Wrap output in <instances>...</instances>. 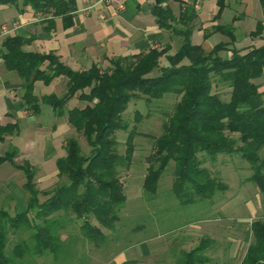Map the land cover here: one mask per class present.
<instances>
[{
    "label": "trees",
    "instance_id": "16d2710c",
    "mask_svg": "<svg viewBox=\"0 0 264 264\" xmlns=\"http://www.w3.org/2000/svg\"><path fill=\"white\" fill-rule=\"evenodd\" d=\"M223 2L218 0L216 17L221 14ZM259 2L264 15V0ZM18 4L44 17H60L64 26L70 25L71 14L76 10L75 0H0V6ZM153 11L159 26L169 28L170 14L157 7ZM193 19L189 7L176 19L183 26L173 29L182 38L176 53L168 55L167 47L148 49L111 59L107 68L93 64L76 71L52 52L24 51L27 40L19 36L3 40L1 58L6 69L22 82L23 107L31 115H38L41 106H48L55 118H66L89 149L84 154L77 137L65 139V154L56 159L55 166L56 177H65L66 183L51 191L37 189L36 169L27 160L16 162L17 148L10 147L0 154V166L7 163L22 173L25 195V208L14 216L0 209V264H21L29 254L51 253L56 260L71 237L66 234L61 238L67 230L76 229L82 246L90 243L98 247L109 240V233L119 222L120 207L126 201L121 174L133 164L134 140L138 135L136 127H130L122 117L132 101L144 100L149 104L166 95L178 97L162 124V132L153 138L151 151L144 158V193L154 196L162 174L173 164L171 191L180 204L210 199L223 184L203 165L215 162L221 154H237L247 162L252 172L249 180L264 193V91L255 82L264 75V41L257 46L236 48L232 25L216 26L213 31L226 36L229 42L218 43L207 51L190 42ZM263 30V23L258 21L250 36L259 37ZM224 53L229 56L224 57ZM162 57L167 66L160 64ZM58 78L65 79L61 96L34 95L36 82L48 86ZM219 84L228 87L227 100L213 92ZM72 99L82 107L68 109ZM140 118L136 111L134 121ZM18 131L17 123L0 126V143ZM120 132L126 133L122 152L118 149ZM40 195L47 198L40 201ZM250 230L253 240L239 264H264V220L253 221ZM27 231L28 241L19 238L7 254L8 234ZM179 241L183 240L177 237L171 241L173 247L168 254L173 264L210 262L206 255L211 244L208 238L177 253Z\"/></svg>",
    "mask_w": 264,
    "mask_h": 264
},
{
    "label": "crops",
    "instance_id": "0c3cea01",
    "mask_svg": "<svg viewBox=\"0 0 264 264\" xmlns=\"http://www.w3.org/2000/svg\"><path fill=\"white\" fill-rule=\"evenodd\" d=\"M117 1L123 4L122 9L101 0H75L76 10L71 14L70 25L67 26H64V21L60 17H44V15L34 13L29 7H22L21 4L0 6V126L15 123L19 125L18 133L6 136L0 144L8 142L10 147L18 149L20 158H24L32 165L34 164V153L38 148L41 151L40 156L46 157L44 163L39 167L40 170L45 166H52L53 171L46 177L48 180L56 177L57 174L56 166L53 167V161L55 162L65 154L63 148L59 150L54 144V141L59 137L56 132L61 129L66 131L71 129L74 131V129L68 124L66 118H55L48 106H41L38 115H31L23 107L22 82L14 72L6 69L1 58L4 51L2 42L6 37L19 36L27 40L23 47L24 51L42 54L52 52L63 64L77 71L88 69L93 64L107 68L111 59L137 54L153 48L160 50L167 47L168 55L176 53L182 44V38L173 29L183 28L176 22V19L188 7L194 13L190 42L194 45H202L207 51L218 43L229 42L226 36L213 31L216 26L232 25L236 39L234 44H239L243 42L245 36L253 38L250 33L255 29L258 21L264 25V15L259 0H224L219 17H216L219 10L218 0H159L160 3L157 4L150 3L148 0ZM154 7L170 14L172 19L167 20L169 28L159 26L158 16L153 11ZM3 25L12 29L10 34H1ZM13 25L16 27L13 28ZM253 39H256V43L264 41L263 34ZM228 56L229 53H224V57ZM162 58L164 63H161ZM162 58L160 64L167 66V61L164 57ZM55 80L57 81L52 88H49V85L46 86L49 90H44V87H41L42 83L36 82L33 90L34 95L53 93L61 96L64 93L65 79ZM67 107L68 109L79 108L82 107V104L78 100L72 99L68 102ZM53 128H56V131L51 133L50 130ZM50 140H52L51 143ZM12 141L15 142L12 143ZM46 149H50V151L47 150L45 154L44 150ZM246 166L248 172H251L248 163ZM145 168L144 164H132L129 168L130 173H143L137 177L140 179L139 191L142 190ZM251 174L249 173L248 178L243 179L244 185L252 183L249 180ZM128 186L136 187L131 183ZM127 198L126 195V201ZM229 198L228 202L232 201V206H226V210L222 208V212H226L230 208L235 209L245 202L241 196L240 198L233 196ZM197 222L186 223L188 226L179 237L183 241L178 242L177 253L190 250L185 246L187 240L202 236L199 235ZM165 235L159 233L124 247L113 258V262L115 264H130L140 258L151 259L163 254L169 255L173 262L171 254H168L173 245Z\"/></svg>",
    "mask_w": 264,
    "mask_h": 264
},
{
    "label": "rangeland",
    "instance_id": "374dc122",
    "mask_svg": "<svg viewBox=\"0 0 264 264\" xmlns=\"http://www.w3.org/2000/svg\"><path fill=\"white\" fill-rule=\"evenodd\" d=\"M262 34L264 37V30ZM262 42L256 43V39L245 36L243 42L233 44V46L247 48L260 45ZM161 63H164L163 58ZM56 81L54 80L48 87L52 88ZM255 82L260 84V90L264 91V75ZM41 87H44V90H49L43 84ZM213 92H218L224 100L229 97L228 87L222 84L214 86ZM177 100L178 97L175 95H166L163 99L151 101L149 104L144 100L129 103L122 117L130 127L134 125L138 132L134 140V165H146L144 158L151 151L152 140L162 132V124L171 113ZM136 111L141 115L138 122L134 121ZM55 131L56 128L50 130L51 133ZM56 134L59 135L58 140L54 141L57 149L63 148L65 139L74 136L78 138L82 152L84 154L88 152L89 148L83 136L72 129L68 131L61 129ZM117 136L121 143L118 149L122 152L126 133L120 132ZM14 142L12 141V143ZM51 142L52 140H50ZM9 148L8 142L0 144L1 153H5ZM47 150L50 151V149L44 150L45 154ZM40 154L41 151L37 148L33 159L37 189L51 191L57 185L66 183L65 177H52L50 180L46 178L53 170L52 166H45L40 170V165L46 160V157H42ZM23 160L24 158L18 156L16 162L21 163ZM54 163L53 161V167H55ZM246 164L247 162L237 154H221L217 156L215 162H206L203 167L223 184V188L216 191L210 199L198 200L190 205L180 204L171 191L173 164H170L162 174L154 196H150L142 190L139 191L140 179L137 177L143 174L142 172H124L121 174V180L125 184L124 192L128 198L120 207L119 222L116 224L113 234L109 233L108 241L98 247L90 243H84L82 246L80 240L78 241L79 236L76 229L67 230L62 232L61 238L64 239L66 234H70L71 237L65 243V247L58 252L56 260L51 253H44L41 256L29 254L21 264H115L113 258L124 247L159 233L166 234L167 240L172 241L184 233L188 226L186 223L201 220L203 221L197 222V224L199 225V235L202 236L187 240L185 246L191 249L198 244L200 239L208 238L211 242L210 248L206 252L210 259L208 264H239L253 240L250 230L251 223L258 219L264 220V193L253 182L247 186L243 182V179L248 178L249 173L251 174L248 172ZM23 182L24 178L21 172L7 163L0 166V209L6 210L11 216L25 208ZM130 183L136 187L128 186ZM230 196L239 198L241 196L245 202L235 209L230 208L228 211L222 212V208L226 210V206H232V201L228 202ZM46 198L43 195L39 196L40 201ZM28 236L29 231L23 234H8L7 254L19 238L28 241ZM169 257V255L163 254L151 259L140 258L130 264H173Z\"/></svg>",
    "mask_w": 264,
    "mask_h": 264
},
{
    "label": "built area",
    "instance_id": "2783aa9c",
    "mask_svg": "<svg viewBox=\"0 0 264 264\" xmlns=\"http://www.w3.org/2000/svg\"><path fill=\"white\" fill-rule=\"evenodd\" d=\"M101 1H104L108 4H112V5H115L118 9H122L123 8V4L118 2L117 0H101ZM150 3H154L155 0H148ZM13 28L16 27V25H13L12 26ZM12 31V29H9L8 27H6L5 25H3L1 27V34L2 35H8L10 34V32Z\"/></svg>",
    "mask_w": 264,
    "mask_h": 264
}]
</instances>
